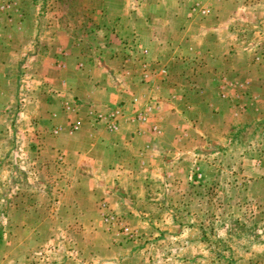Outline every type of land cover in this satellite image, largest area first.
<instances>
[{
  "label": "rangeland",
  "instance_id": "rangeland-1",
  "mask_svg": "<svg viewBox=\"0 0 264 264\" xmlns=\"http://www.w3.org/2000/svg\"><path fill=\"white\" fill-rule=\"evenodd\" d=\"M14 1L12 10L22 20L59 13L60 20H42V29L59 28L61 40L66 21L86 29L89 10L104 12L99 20L108 28L116 9L141 10L129 25L141 30L146 21L168 45L152 74L168 76L170 88L185 76L187 88L195 90L186 92L185 107L178 109L183 113L160 115L153 110L157 101L142 99L145 124L157 127L147 138L157 151L142 166L129 153L124 166L133 177L97 189L114 216L115 226H105L107 235L117 233L111 242L101 235L95 213L90 226L81 225V209L94 206L97 197L87 199L79 187L64 195V186H70L65 164L45 152L40 164L27 156L19 106L22 100L24 109L30 108L32 102L22 87L18 91L28 85H16L12 69L8 92L22 94L7 98L0 82V127L11 128L1 131L8 136L4 146L0 137V264H264V0ZM50 20L57 27H50ZM125 32L118 37L127 42ZM26 40L15 36L12 46ZM97 52H104L99 44ZM131 104L129 112L138 109L133 99ZM176 124L189 131L180 143Z\"/></svg>",
  "mask_w": 264,
  "mask_h": 264
},
{
  "label": "crops",
  "instance_id": "crops-1",
  "mask_svg": "<svg viewBox=\"0 0 264 264\" xmlns=\"http://www.w3.org/2000/svg\"><path fill=\"white\" fill-rule=\"evenodd\" d=\"M127 1L130 0H120L123 3ZM10 11L0 14L1 94L7 98L17 93L20 95L22 93L18 91L22 87L26 92L25 97L32 102L30 108L24 109L25 102L21 100L22 105L19 106L22 118L18 130L22 137H25L23 148L30 149L31 152L28 151L27 156L33 164H40L45 159L43 152L65 164L64 175L70 179V186H64V195L72 194L79 187L87 194V199L97 197L94 206L81 209L84 211L81 225L90 226V215L95 213L99 219L97 227L101 235L110 237L112 242L115 239L113 234L117 233L107 235L105 228L109 224L102 218L101 206L106 199H98L97 195L100 194L97 189L101 192L107 187H112L107 184L109 180L114 183L133 177L131 171L124 166L129 153L135 155L138 165H148L155 157L152 150L156 149V144L147 138L150 139L152 133L157 131H152V125L149 123L138 125L129 121L131 100L139 98L138 110L143 109L142 99L151 97L152 101L158 102V105L153 107L154 112L157 111L160 115L183 113L178 109L185 107V94L188 90L194 91L195 87L187 88L189 79L181 76L176 88H170V85L166 86L167 82L171 83L168 76L163 78L165 75L161 74V71L157 74L160 76L152 74V71H156L153 68L162 64L160 60L163 55L160 53L165 51L164 46L168 45L162 44L158 32L153 26H148L146 21L141 30L137 26L129 25L142 16L141 10H128L126 7L116 9L115 19H108L110 28L102 26L99 20L104 12L89 10L84 16L86 29L75 28L69 21L65 22L68 25L64 26V40L58 37L61 36L58 32L62 31L54 27L57 21H49L54 22L50 25L54 27L52 30L47 28L46 31V27L42 29V20L46 17L56 20L61 17L59 13L51 12L40 16L35 14L36 17L32 16L31 20L25 17L22 20L18 10ZM147 16L144 14L143 20L148 19ZM66 18L67 16L63 17L64 20ZM126 24L128 27H125ZM25 25L31 29L27 28L25 32ZM123 31H126L123 39L127 42L118 37ZM15 36L28 40L13 47L12 39ZM82 40L87 41V46ZM98 44L104 49L103 55L97 52ZM174 47L178 49V45H172L170 48ZM158 53L160 58L157 57ZM155 58L158 60H154ZM14 68L17 71L13 76L15 84L19 86L23 82L28 86L25 88L21 85L17 87V93H13V89L9 93L8 87L12 77L10 74ZM172 98H175V101H172ZM168 101L171 102L170 105ZM126 103L130 105V109H126L129 108ZM116 106H122L123 115L117 117V128L109 130L107 123L103 119L98 120L96 116L105 114ZM169 107H175L176 110L170 111ZM74 123L78 124L77 129H73ZM179 125L181 124H176L177 129H174L177 142L180 143L185 141L189 131ZM2 130L11 131V128L0 127L4 146L8 136L4 138ZM162 143L166 142L161 140V145ZM36 173V180L41 179L40 172L38 175ZM166 173L170 177L168 170ZM55 176L57 177V174ZM79 180L84 184L78 186ZM100 180H104L102 185H99ZM55 183L57 184L54 177L53 181H49L52 186L49 191L55 192ZM111 224L115 226L114 223ZM97 235L100 237L98 233Z\"/></svg>",
  "mask_w": 264,
  "mask_h": 264
},
{
  "label": "built area",
  "instance_id": "built-area-1",
  "mask_svg": "<svg viewBox=\"0 0 264 264\" xmlns=\"http://www.w3.org/2000/svg\"><path fill=\"white\" fill-rule=\"evenodd\" d=\"M16 5V2L14 0L12 1H1L0 2V11H10L12 10V8ZM138 99L137 98H133V103H137ZM123 111L124 109L122 108V106H116L114 107L112 110L108 111L105 114H98L96 117L98 120H104L107 124V128L109 130H115L117 128V117L118 116H122L123 115ZM130 116H129V121L130 122H135L137 124L143 125L145 124L147 121V114L148 111L146 108H143L142 110H138V109H134L132 112H130ZM152 131H157V127L156 126H150ZM78 128V124L74 123L73 124V129H77ZM102 218L104 220L105 223L107 224H111L114 223V216L111 214V212H107L106 211V204L102 203Z\"/></svg>",
  "mask_w": 264,
  "mask_h": 264
}]
</instances>
